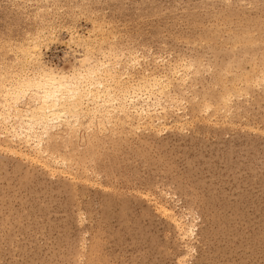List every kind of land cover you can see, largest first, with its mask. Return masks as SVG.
I'll list each match as a JSON object with an SVG mask.
<instances>
[{
  "label": "rangeland",
  "instance_id": "1",
  "mask_svg": "<svg viewBox=\"0 0 264 264\" xmlns=\"http://www.w3.org/2000/svg\"><path fill=\"white\" fill-rule=\"evenodd\" d=\"M87 33L125 79L166 74L170 110L84 119L49 170L0 124V264H264V0H0V72L39 67L22 50L41 37L67 72Z\"/></svg>",
  "mask_w": 264,
  "mask_h": 264
},
{
  "label": "bare ground",
  "instance_id": "2",
  "mask_svg": "<svg viewBox=\"0 0 264 264\" xmlns=\"http://www.w3.org/2000/svg\"><path fill=\"white\" fill-rule=\"evenodd\" d=\"M98 29L105 32L102 28ZM102 35L105 36L104 33ZM92 37L87 33L85 55L78 58L67 72L45 67L41 50L43 37L31 40V45L22 50V54H27L39 67L20 76L0 72V124L9 125L12 139L30 146L35 152L32 159L47 170L53 165H70L74 157L61 159L58 151L51 147L62 140L67 128L78 133L84 119L88 121L89 130L99 121H104L103 125H125L136 120L138 128L142 122L143 126L152 127L156 121L163 120L170 110L165 104L173 91L174 82L166 74L147 72L144 68L137 79H125L108 59L109 53L102 58L94 56L88 42ZM160 205L164 215L178 227L182 239L188 242L195 240L192 226L186 224L185 219L176 215L172 208Z\"/></svg>",
  "mask_w": 264,
  "mask_h": 264
}]
</instances>
